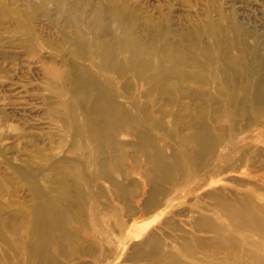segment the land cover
<instances>
[{
  "label": "rangeland",
  "instance_id": "374dc122",
  "mask_svg": "<svg viewBox=\"0 0 264 264\" xmlns=\"http://www.w3.org/2000/svg\"><path fill=\"white\" fill-rule=\"evenodd\" d=\"M0 264H264V0H0Z\"/></svg>",
  "mask_w": 264,
  "mask_h": 264
}]
</instances>
